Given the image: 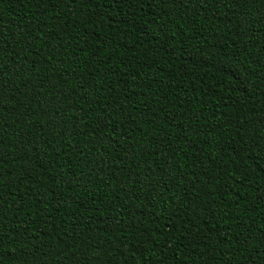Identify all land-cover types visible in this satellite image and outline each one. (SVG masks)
Returning <instances> with one entry per match:
<instances>
[{"label": "trees", "instance_id": "16d2710c", "mask_svg": "<svg viewBox=\"0 0 264 264\" xmlns=\"http://www.w3.org/2000/svg\"><path fill=\"white\" fill-rule=\"evenodd\" d=\"M234 11L211 0L147 12L0 0L6 259L264 264V91L253 92L264 72L237 63L251 73L245 88L215 70L264 57V45L229 26ZM246 27L254 37L257 26ZM52 33L62 35L49 41ZM84 80L92 87L81 89Z\"/></svg>", "mask_w": 264, "mask_h": 264}, {"label": "snow or ice", "instance_id": "6c2138e0", "mask_svg": "<svg viewBox=\"0 0 264 264\" xmlns=\"http://www.w3.org/2000/svg\"><path fill=\"white\" fill-rule=\"evenodd\" d=\"M53 3H66L71 2L73 4H76L78 0H52ZM80 3H83V0H79ZM168 2V0H97V4H110L113 6V10L117 8H127V9H138L140 11L147 12L148 9L153 8L154 5L160 4L161 6ZM181 6L184 4V0H178ZM211 2L214 5H231L235 11L232 17H230L229 20V26L236 28V34L239 35L241 32L244 34L243 39L246 41H250L251 47H257L260 45H264V0H211ZM256 5H260V9H258V18L252 16V9L255 8ZM132 19L135 20V12L132 13ZM249 24H255L256 27V35L249 36L248 32L250 31V28L246 27V25ZM36 31L39 30V27L37 26ZM32 31L25 33V38L27 36H31ZM61 33H52L48 39L49 41L53 39H57ZM0 51H3V48H0ZM82 51V50H81ZM15 55H19V53H15ZM239 53H237V56ZM237 63H240L241 65L247 64L249 68H252L253 71L258 72H264V57H253L252 59H245V61H238L235 58L233 60H225L222 63H219L215 65V70L217 72L221 73H232L234 75H237L241 78V86L247 87L246 81H248L249 76L251 75L250 72H243L240 68H237L235 65ZM34 67V66H33ZM0 76H2V73H0ZM77 80H83V75L75 77ZM63 83V81H61ZM81 89L84 87H92V84L89 83L87 80H84L82 84L79 85ZM257 91H264V89H253V92ZM67 99V97H65ZM148 101L144 102L143 107H147ZM135 107V105H133ZM123 112V109L120 110ZM45 114V109L41 108V115ZM108 121H111L112 115L109 113L106 117ZM136 119H143V114L137 112ZM131 124H135V120H130ZM107 128V125L105 124V119H101L97 125L98 132H105ZM115 129L112 130V134L114 135ZM3 146V138L0 137V148ZM160 147L161 151H164L169 145H158ZM3 161V153L0 152V163ZM171 162H166L162 166V171L166 169ZM257 167H259L261 170H264V158H262L257 163ZM22 179H27V177H24ZM225 243L227 242V234L224 237ZM91 242V241H89ZM32 255L31 253L24 254L23 256L17 254L15 256H12L10 253L7 256V259L5 258L6 252L3 246L2 241H0V264H28L29 256Z\"/></svg>", "mask_w": 264, "mask_h": 264}]
</instances>
